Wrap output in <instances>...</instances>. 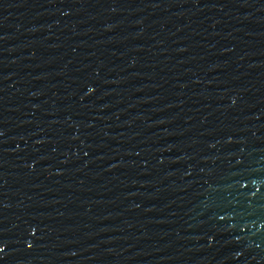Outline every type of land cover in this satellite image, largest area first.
<instances>
[{"label":"water","instance_id":"water-1","mask_svg":"<svg viewBox=\"0 0 264 264\" xmlns=\"http://www.w3.org/2000/svg\"><path fill=\"white\" fill-rule=\"evenodd\" d=\"M0 264H264V0H0Z\"/></svg>","mask_w":264,"mask_h":264}]
</instances>
